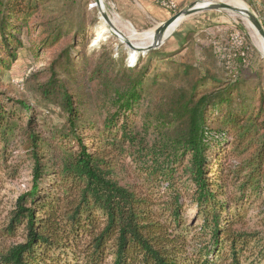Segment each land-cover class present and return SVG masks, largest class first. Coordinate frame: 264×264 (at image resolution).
I'll use <instances>...</instances> for the list:
<instances>
[{
	"label": "trees",
	"instance_id": "obj_1",
	"mask_svg": "<svg viewBox=\"0 0 264 264\" xmlns=\"http://www.w3.org/2000/svg\"><path fill=\"white\" fill-rule=\"evenodd\" d=\"M40 1L0 0V66ZM187 32L134 63L107 49L86 65L69 49L39 86L65 115L47 131L0 91V163L14 144L32 170L0 213V264H264L263 67L249 71L246 38L189 61ZM61 36L54 28L43 46Z\"/></svg>",
	"mask_w": 264,
	"mask_h": 264
},
{
	"label": "rangeland",
	"instance_id": "obj_2",
	"mask_svg": "<svg viewBox=\"0 0 264 264\" xmlns=\"http://www.w3.org/2000/svg\"><path fill=\"white\" fill-rule=\"evenodd\" d=\"M240 1L245 4L244 8L255 14L264 26V0ZM102 2L104 10L125 38L127 37L134 44L141 46L142 44L148 46L153 43L155 37L150 42L151 40L144 36L146 31L154 32L153 28H134L124 18V13H126L124 9H132L133 6L130 4L128 7L124 6V1H121L120 5V0H102ZM200 2H224L235 5L231 3V0H188L186 4L177 1V8L170 11V17L182 10L197 6ZM132 3L138 5L133 1ZM40 8L38 19L35 22L36 26L32 24L30 26L32 29H30L20 24L18 32L16 31L21 40V47L17 48L15 60H11L8 65L0 66V91H4L15 100L25 101L29 106V110L20 107H18V110L25 115L33 111L37 117L38 128L47 131L48 128L60 126L65 121V115L60 107L55 103L45 101L39 91L40 84L47 77L46 69L55 59L69 53L68 50L71 49L70 52L77 55L78 63L88 65L96 56L103 55L107 49L115 51L113 58L116 60L128 58L130 49L114 30L108 33L107 37L95 41L97 27L103 21L106 22L96 0H41ZM106 24L110 26L107 22ZM56 27L62 31L61 41L56 46L46 49L43 46L44 40H51L49 34ZM133 30L137 32L135 35ZM179 32H187V38L193 39V42H195L193 43L192 55L188 58L191 59L189 61H194L197 58L201 63L213 55L209 48L210 44H214L216 48L217 59L224 57L226 53H229L224 47L229 44L230 34L239 33L244 40L245 38L248 40L251 47V69L249 71L257 72L263 67L261 77L264 80V52L259 44L262 36L247 16L227 9H208L186 16L182 18L175 31L165 41H168L165 48L174 50L182 46L184 41H179V37H176ZM208 33L210 35L206 36ZM78 37L82 42L75 51L74 45L77 43ZM162 45L154 49H159ZM203 45L206 46L207 52L205 49L201 51ZM117 51L119 52L117 53ZM144 55H142V58L145 57ZM175 59L169 61L171 65H173V62L177 64L181 61L179 56ZM216 66L219 67V62ZM170 68L171 66L164 69ZM153 70L156 72L158 69L154 66ZM8 154L10 156L9 161L0 163V213L2 220L9 216L17 196L30 188L32 179L30 157L22 149L15 148L14 144H11L8 148ZM193 212L192 210L191 216ZM199 223H201L200 220Z\"/></svg>",
	"mask_w": 264,
	"mask_h": 264
},
{
	"label": "water",
	"instance_id": "obj_3",
	"mask_svg": "<svg viewBox=\"0 0 264 264\" xmlns=\"http://www.w3.org/2000/svg\"><path fill=\"white\" fill-rule=\"evenodd\" d=\"M97 5H99V8L101 9V13L103 17L105 18L106 22L112 27L114 31H116L117 35L122 38V42L125 43L129 49L136 50L139 52H148L149 50H152L160 45H162L167 38L170 36H166L167 30L179 19L184 18L186 16H190L194 13L203 11V10H221V9H227L231 10L233 12L242 14L247 16L251 22L253 23L254 27L257 29L259 34L264 39V26L261 23V21L257 18L255 14H253L251 11H249L247 8L235 6L229 3H210L206 5H197L189 9H185L180 11L179 13L173 15L168 20L160 24L154 31V41L148 46H140L137 44H134L131 40H129L127 37L125 38L123 33L115 26L113 21L111 20L109 14L104 10L103 2L102 0H96ZM124 36V37H123Z\"/></svg>",
	"mask_w": 264,
	"mask_h": 264
},
{
	"label": "crops",
	"instance_id": "obj_4",
	"mask_svg": "<svg viewBox=\"0 0 264 264\" xmlns=\"http://www.w3.org/2000/svg\"><path fill=\"white\" fill-rule=\"evenodd\" d=\"M121 1H124V6L128 7L129 4L133 6L132 9H124V11H126V13H124V18H126V20L129 21L134 26V28H153L155 30L160 24L168 20L171 16V10L162 7L157 2L158 0H120V5L122 3ZM132 1L138 5H134ZM175 1H178L179 3L183 2V4L188 2V0ZM184 33L185 32L180 33V38L183 37Z\"/></svg>",
	"mask_w": 264,
	"mask_h": 264
},
{
	"label": "bare ground",
	"instance_id": "obj_5",
	"mask_svg": "<svg viewBox=\"0 0 264 264\" xmlns=\"http://www.w3.org/2000/svg\"><path fill=\"white\" fill-rule=\"evenodd\" d=\"M208 1V0H207ZM233 4L237 5V6H240V7H245V4L240 1V0H231ZM206 4H210L208 2H200L198 5L202 6V5H206ZM104 6V4H103ZM112 16V15H111ZM182 18H179L168 30H167V33H166V36H169L173 33V31H175V29L177 28V26L179 25V23L181 22ZM113 29L108 26L106 24L105 21H103L96 29V33H97V37H96V40L95 41H99L100 39L104 38V37H107L108 33H110ZM137 32L136 30H133V34L135 35ZM144 36L145 37H148L152 42V39L154 37V32L153 31H146L144 33ZM154 40V39H153ZM260 44V47L262 49V51L264 52V39L261 38V42L259 43ZM139 45V44H137ZM141 46V45H140ZM142 46H145V44H142ZM145 54V52H139V51H136V50H131L130 49V52H129V61L134 63L136 62L135 60L138 59V57L140 55H143Z\"/></svg>",
	"mask_w": 264,
	"mask_h": 264
},
{
	"label": "built area",
	"instance_id": "obj_6",
	"mask_svg": "<svg viewBox=\"0 0 264 264\" xmlns=\"http://www.w3.org/2000/svg\"><path fill=\"white\" fill-rule=\"evenodd\" d=\"M259 1V0H255ZM162 7L175 10L177 8V4L174 0H158L157 1ZM231 42L235 47H241L244 43V39L240 36L239 33H232L231 34Z\"/></svg>",
	"mask_w": 264,
	"mask_h": 264
}]
</instances>
